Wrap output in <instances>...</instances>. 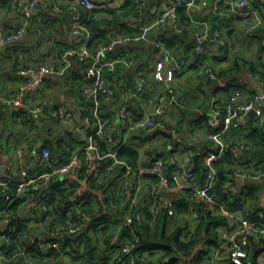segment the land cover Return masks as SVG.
<instances>
[{
  "label": "built area",
  "instance_id": "2783aa9c",
  "mask_svg": "<svg viewBox=\"0 0 264 264\" xmlns=\"http://www.w3.org/2000/svg\"><path fill=\"white\" fill-rule=\"evenodd\" d=\"M124 2L14 0L20 22L12 32L0 36V52L25 36L35 15L50 9L55 12L74 9L70 29L76 41L64 50L58 62H40L20 68L19 73L24 79L13 90L0 94V103L21 108L40 121L59 122L77 136L79 143L65 160L61 159L66 155L54 157L51 149L42 146L38 138L24 141L16 147L15 162L4 161V151L0 148V170L15 167L18 171V176L0 171V198L13 203L23 196L26 198V209L28 206L39 207L38 214L25 219L34 222L40 233L38 236L26 235L24 242L37 241L44 252L61 247L56 238H73L71 244L78 246L82 239L80 235L86 232L98 215L109 218L114 223L109 238V254L112 258H124L123 264H146L149 254L156 250H135L141 240L138 229L144 225L147 214L152 217L151 226L164 214L176 220L175 225L181 224L185 228L184 236L186 233L191 236L200 225L202 211L206 210L224 216L228 222L218 227L215 235L218 246L213 247L210 258L226 257L232 264H246L254 247L251 237L264 236V208L244 206L230 209L216 191V162L230 152L238 166L223 184L222 193L225 196H232L238 178H243L245 183L264 178V171L245 169L241 156L242 149L247 147L244 142L229 144L223 139V135L241 128L243 119L253 108L256 109L254 117L260 125H264V108L258 106L264 92L254 91L253 97L246 103L239 102V90L226 100L219 99L216 94L211 110L203 114L204 125L211 129L206 138L209 143L204 142L206 139L199 132H192L191 138L183 134L180 123L170 115L183 105L175 77L198 57L206 58L203 62L207 77L219 80L221 89L227 86L211 63L212 57L227 48V38L219 24H214L207 15L219 16L217 21L237 15L252 16L254 21L246 27L245 34L256 38L263 48L264 32L260 28H264V15L252 0H140L137 12L122 17L131 31L109 29L108 43L99 45L92 52L88 47L91 32L82 23L81 8H117ZM224 5L227 6L225 11ZM180 7L186 8L192 27H186L181 22ZM146 10L149 11V18L142 22ZM197 13L201 16L197 17ZM172 34L182 38L178 52L165 41ZM140 42L149 43L161 54L151 61L149 67L139 70L132 45ZM117 46L124 47V54L110 57V52ZM86 59L88 65L83 70L81 95L75 96L73 107L36 98L48 77L64 76L75 61ZM119 66L123 71L130 70V74L121 73L123 77L117 74L114 80L106 75V71L114 73ZM229 83L235 89L247 91L248 96L251 94L246 80L237 79ZM82 100L91 102L86 113L79 111L85 108L81 105ZM165 143L169 147L172 145V152L159 154ZM132 149L139 152L135 162L121 156L122 151ZM29 153L33 154V161L27 160ZM197 155L198 163L206 168L201 182L195 170ZM39 166L44 169L33 173L32 170ZM56 177L66 179L63 186L71 189L66 197L70 200L69 205L62 209H57L51 201L53 192L49 187ZM12 183L16 186L14 193L8 190ZM30 187L38 188V193L29 192ZM93 194L98 204V215L93 217L89 213H81L76 216L80 203L88 201ZM176 200L189 202L188 212L179 216ZM61 215L64 216L60 218ZM53 220L57 222L51 226ZM8 222L6 214L0 210V228H6ZM105 224L102 222L99 227ZM124 229L129 233L125 235ZM1 230L0 242L5 237L4 229ZM208 249V243L202 238L192 245L188 258L192 259V264H199L200 259L209 257L202 254ZM182 253L178 254L180 262L185 259ZM3 258L0 253V264H4ZM165 261H170L169 255ZM5 264H17V261ZM47 264H70V259L66 258L64 263Z\"/></svg>",
  "mask_w": 264,
  "mask_h": 264
},
{
  "label": "trees",
  "instance_id": "16d2710c",
  "mask_svg": "<svg viewBox=\"0 0 264 264\" xmlns=\"http://www.w3.org/2000/svg\"><path fill=\"white\" fill-rule=\"evenodd\" d=\"M139 3L140 0H125V2L117 8L111 7L88 9L82 7V23L91 32V38L88 42V47L90 48V50L93 52L98 48L99 45L108 43L107 33L111 28H118L120 30L130 32L131 30H129L125 23L122 21V17L124 15H129L137 12ZM253 3L256 7L260 8L262 13H264V9L261 6L262 4H264L262 0H253ZM226 9L227 6L224 5L223 11H225ZM14 12L17 15L16 8ZM179 13L181 22L187 27V24L189 23V16L186 8L180 7ZM207 17H211L214 24L218 23L217 19L219 16H214L213 14L209 13ZM247 17H249L248 25L253 23L254 18L252 16ZM50 23L51 20L43 19L36 28L37 31L42 32V37H45L48 34L52 36V26ZM260 30L261 32H264L263 27H261ZM165 41L168 46L173 48L175 51H180L179 45L181 46L182 44L181 36L172 34L171 36L166 37ZM22 46L23 39L8 46L6 50H18ZM67 47L68 46L63 47L62 44V47L57 51L58 60ZM124 52V47L117 46L116 49H113V51L110 52V57L121 56L124 54ZM134 56L136 58L138 57L136 55ZM220 57V55L212 57L211 63L215 71L218 73V76L222 77L227 70L222 69L217 64L219 63L218 60ZM12 58L13 61L9 72L12 75H16L19 81H21L24 79V77L19 73L20 68H27L31 66L21 62V59L18 58V56L16 59H14V57ZM204 59L206 58L198 57L197 60L189 66V70L200 69L202 66L203 69L201 72L203 73ZM40 62L47 61L45 57H41V60L38 63ZM86 65H88L87 59L84 61L77 60L75 61L73 67L66 74L67 76L64 75L66 76V82L69 83L70 89H72L74 95H81L82 79L84 75L83 70ZM17 72L19 74H17ZM121 73L127 76L130 74V72L123 71L120 66L114 73H109L108 71H106V75L111 77L112 80H114L117 74L121 75ZM205 76H207V74ZM253 93L254 91H251V94L249 96L247 95L244 103H246L253 97ZM242 101L243 100H239V102ZM49 102L56 105L62 104L60 102ZM81 105L85 106V108L79 109V111L86 113L88 111V107H90L89 105H91V102L82 100ZM5 106L6 105L0 103V120L4 119L3 122H0V141L1 138L6 136V132L8 130H12V132H15V124L19 123L21 126L29 125V129H31V134L27 137H24L21 144L24 141L38 138L43 143L42 146H48L51 149L52 155L54 157L66 155L61 160L67 159L70 153L76 148L77 144L79 143L77 136L74 133H70L66 128H64L62 124L61 126L63 127V130L57 131V133L54 135L55 138L51 137V127L60 125L59 122L46 120L39 122L38 119H36L32 114L23 109L15 110L13 114H11L12 118H9L7 117L9 116L8 108H4ZM207 130V133L211 131V129ZM20 131L21 128L19 132ZM212 131L215 130L213 129ZM16 134L18 135V133L15 132L14 135ZM223 139L226 143L229 144L244 142L247 146L252 145V143H264V125H257L252 132L244 135H223ZM204 142L209 143L210 140L206 139ZM0 148L2 149L1 143ZM158 153L160 154V152ZM138 154L139 152L133 149L121 152V156L126 157L130 162H135L137 160ZM235 162L236 160L230 152H228L223 158L216 162L218 170L216 191L218 195H220L226 201L227 206L230 209L244 206L257 207L258 205H256V203L260 204L259 201L261 198V191L264 187V182L261 180L249 181L242 187L241 190L234 191V193L230 197L225 196L222 193L223 184L228 179L229 174L236 170L238 167ZM42 169L44 168L40 166L35 167L32 172L36 173ZM195 170L198 174V179L201 182V180H203L205 176L206 168L201 162H199L195 165ZM65 180L66 179L56 177L51 181V186L49 187V189L53 192L51 201L55 204L57 209H62L65 206L69 205L70 200L66 199V197L71 192V189L63 186ZM8 190L9 192L14 193L16 191L15 184H10ZM36 190L39 189H33L30 187L28 191L32 192ZM36 192L38 193V191ZM22 197L16 198L13 203L6 202L5 198H0V210L2 211V214H6L7 218L9 219L6 228H0V232L2 231L1 229H4L3 232L5 234L4 239L0 242V253L3 254L4 258L2 261L4 264L8 261H17V264H47L50 262L64 263L66 258L70 259V264H123L122 260L124 258H112L109 254L111 248L109 238L113 233L114 223L109 218L105 219L102 218V215L97 214L98 204L97 201H94V194L90 195V199L88 201L80 203L79 210L75 212L76 216L81 213H89L93 217L98 215V218L90 224L86 232L80 235L82 238L80 244L78 246H75L74 244L72 245L71 241H74L73 238H56V240L61 243V247L59 249H52L48 252L42 251L39 248V242L37 241L29 244L24 242L26 235L34 234L35 236H38L40 233L39 227L36 226L34 222H32L31 220L27 221L25 219L29 215L38 214L39 207L28 206V209H26V198ZM175 204L178 211L180 212L178 214L179 216L181 213L184 214L188 212L189 202H186L184 200H176ZM25 210H27V212ZM63 216L64 215H61L60 218H62ZM145 217L146 218L144 221V225L139 226L138 229L141 240L137 243V247H135V250L139 252L145 248L156 249L153 253L149 254L148 262L146 264H181L184 262L186 264H192V259L188 258V256L190 255L189 250L193 244L200 241L202 238H205L206 243H208L210 249L202 252L203 255H209V257H206V259H200L199 264H222V262L227 260L226 257L219 259L218 257L210 258V255H212L213 252V247L216 248L218 246V243L215 241V235L218 232V227L228 224L224 216L214 215L209 211L203 210L201 214L200 225L191 236L186 233L187 237L184 236L185 228L181 224L175 225L177 221L174 219L172 220V218H168L164 214L157 219L153 226H151L152 217L149 214H147V216ZM56 222L57 220H53L50 225L52 226ZM102 222L106 223L105 226L99 227V224ZM123 233L126 235L129 232L127 231V229H124ZM129 237L132 236L129 235ZM259 237H261V239L264 241L263 235L258 236V238ZM254 238L255 236H252L251 240L253 241ZM180 253H182L181 255L185 258L183 262H180V260L178 259V254ZM168 255L170 256V261L166 262L165 257ZM256 256L257 253L253 254L250 261H248L246 264H259Z\"/></svg>",
  "mask_w": 264,
  "mask_h": 264
},
{
  "label": "crops",
  "instance_id": "0c3cea01",
  "mask_svg": "<svg viewBox=\"0 0 264 264\" xmlns=\"http://www.w3.org/2000/svg\"><path fill=\"white\" fill-rule=\"evenodd\" d=\"M55 1L56 3H61L62 0ZM155 1L157 0H151V2ZM262 2H264V0H262ZM52 4H54L53 1ZM261 6L264 9V4ZM14 10V0H0V36L2 34L12 32L20 22ZM148 12L149 11L146 10L143 14L144 18L142 22H145L149 18ZM73 13L74 9L66 10L65 12H55L54 10L50 9L49 12H44L34 16L31 20V25L28 31L22 38L23 46L18 50H6L5 48V51L3 50L0 52V94L13 90L20 82L16 75H12L9 72L13 61L12 57L16 59L18 56V58L21 59V62L27 65L37 64L41 60V57L50 59V61H47L49 63H55L59 61L57 51L62 47V44L63 47H66L76 41V37L70 29V22ZM262 14L264 15V13ZM200 16L201 14L197 13V17ZM43 19L51 20L50 24L52 26L51 39L45 41V38L42 37V32L37 31L36 29ZM248 21L249 17L244 15H238L231 19L220 18L218 20V24L222 28L223 34L227 38L228 42L227 48L218 54L221 57L218 60L219 63H217L219 67L227 70L222 76V82L227 85L225 88L221 89L219 83L217 85L215 80H211L207 78L205 74L201 73L195 77L194 81H192L194 82V87H189L188 85L186 88L184 83H181V81L186 77L189 79V75L191 73L187 72L188 75H186L184 72L176 75L175 83L178 90L180 91V89H184L183 94L180 92L183 105L179 106L178 109L172 112L170 117L180 123V126L183 128V134L189 138H191L192 132H199L203 138H207L208 130L204 125L203 114L211 110L212 100L216 94L219 95V99L226 100L231 94H234L239 90V92H237V95H239L238 99L243 100L241 103H244L245 99L247 98V91L231 87V84L229 83L230 81L244 79L247 81L248 88H250L252 91L264 90V48L256 38L247 36L245 34ZM187 25V27H192V23L190 21ZM44 47H47L46 51H42ZM132 49L134 55L138 56L137 69L141 67H149L151 61L161 54L160 50H154L150 44L146 42L133 44ZM194 62L189 63L186 69L189 70V66ZM127 72H130V70ZM17 74L19 73L17 72ZM66 76L48 77L46 79V83L44 84L41 91L37 94L36 98L46 102H60L64 105L73 107V101L77 95H74L72 89H70L69 83L66 82ZM121 77H123V75H121ZM151 92L152 97L153 91ZM258 106L264 108L263 100L258 102ZM4 108H8L9 116L7 117L9 118H12L11 114H13L15 110L21 109L15 108L13 106H5ZM35 118L38 119L37 117ZM3 120L4 119H1L0 122H3ZM38 121L40 122V119H38ZM260 124L261 123H259L255 117L251 116L242 121V126L239 130L231 132L230 134H248ZM22 128L23 126L21 129ZM14 134L15 132L8 130L6 132V136L1 138L0 141L4 151L3 160L6 162H15L14 152L16 147L20 145L18 143H13L14 138H16V135ZM27 136L29 135L24 137ZM166 144L167 143H165V145L159 149L160 153L166 154L172 152V145L169 147V145L166 146ZM241 156L245 169H250L252 172L264 171V143H252V145L242 149ZM33 158V154L29 153L27 160L33 161ZM196 164H198V162ZM0 171L1 173L8 175L18 176V171L15 167L14 169ZM261 181L264 182V178ZM245 184L240 187V190ZM234 188L235 191H239L236 187V182ZM263 196L262 189L261 198L259 201L260 204L256 203V205H258L257 207L264 208ZM252 243L254 244V247L250 254L249 261L252 255L257 253V261L259 264H264V241L261 239V237H257L254 238ZM222 264L232 263L227 259L222 262Z\"/></svg>",
  "mask_w": 264,
  "mask_h": 264
},
{
  "label": "rangeland",
  "instance_id": "374dc122",
  "mask_svg": "<svg viewBox=\"0 0 264 264\" xmlns=\"http://www.w3.org/2000/svg\"><path fill=\"white\" fill-rule=\"evenodd\" d=\"M45 39H44V41L45 40H49V39H51V35L49 34V35H46L45 37H44ZM47 50V47H44L43 49H42V51H46ZM46 61H50V59H46ZM154 61V59L152 60V62ZM26 63V62H25ZM29 66H32V65H29ZM202 69H203V67L201 66V68L200 69H191V70H188V69H186V71H185V73H186V75H188L187 74V72L188 73H191V74H193V75H189V79L186 77V78H184L182 81H181V83H184V85L186 86V88L188 87V85H189V87H194V82H192V81H194V79H195V77L196 76H198V74H205V70H204V72L202 73L201 71H202ZM206 75V74H205ZM179 92H181V94H183L184 93V89H180V91ZM46 102V101H45ZM22 126H20V124L19 123H16L15 124V129H14V131L16 132V133H18V135L16 134V138H14V141H13V143H18V144H21V142L23 141V139H24V136H26V135H30L31 134V129H29V125H27V126H23V129H21V131L19 132V130H20V128H21ZM52 128V130H50L51 131V133H50V135H51V137H53V138H55L54 137V135L57 133V131H62L63 130V127L61 126V124L60 125H55V127H51ZM34 130H35V128H34ZM43 133H47V132H43Z\"/></svg>",
  "mask_w": 264,
  "mask_h": 264
},
{
  "label": "water",
  "instance_id": "95a60500",
  "mask_svg": "<svg viewBox=\"0 0 264 264\" xmlns=\"http://www.w3.org/2000/svg\"><path fill=\"white\" fill-rule=\"evenodd\" d=\"M215 83L218 85L219 80H215ZM262 92H264V90H262ZM263 102H264V98H263ZM255 115H256V109L253 108V109H251V110L248 112L246 118H249V117H251V116L254 117ZM243 120H245V119H243ZM198 159H199V156L197 155V156L195 157V163L198 162ZM243 184H244V179H243V178H238L237 181H236V187L238 188V190H240V187H241ZM0 225H2V223H0ZM28 242H31V240H29Z\"/></svg>",
  "mask_w": 264,
  "mask_h": 264
}]
</instances>
